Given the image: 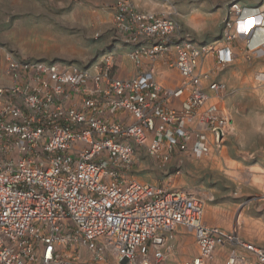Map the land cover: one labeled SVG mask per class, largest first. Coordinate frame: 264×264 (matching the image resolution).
Masks as SVG:
<instances>
[{
	"label": "built area",
	"instance_id": "obj_1",
	"mask_svg": "<svg viewBox=\"0 0 264 264\" xmlns=\"http://www.w3.org/2000/svg\"><path fill=\"white\" fill-rule=\"evenodd\" d=\"M224 46L181 34L170 17L117 0L114 25L142 68L117 76L112 55L92 66L16 61L0 88V264H166L181 236L198 253L184 264H264V248L205 221L192 193L128 182L139 150L171 165L175 154L221 153L233 118L213 100L228 92L211 82L206 62H234L243 10ZM163 62L172 86L159 82ZM177 72L181 82L173 80ZM168 73V72H167Z\"/></svg>",
	"mask_w": 264,
	"mask_h": 264
},
{
	"label": "rangeland",
	"instance_id": "obj_2",
	"mask_svg": "<svg viewBox=\"0 0 264 264\" xmlns=\"http://www.w3.org/2000/svg\"><path fill=\"white\" fill-rule=\"evenodd\" d=\"M140 10L172 18L181 34L204 45L224 46L226 34L237 16L233 10L255 0H130ZM117 0H0V88L12 83L8 58L16 61L92 66L107 55L114 58L118 77H133L142 68L129 59L130 47L114 25ZM240 38V37H239ZM239 38L236 40L238 41ZM243 39V38H241ZM234 41L231 47L235 48ZM227 42V41H226ZM240 55V50H238ZM235 61V60H234ZM130 65L136 69L131 73ZM147 65V66H146ZM234 62L219 69L215 57L205 64L211 82L225 83L228 92L213 100L234 121V132L221 153L201 157L175 154L171 165L161 166L145 149L136 164L122 175L128 182L152 184L168 190L192 193L205 203V221L210 226L237 229L242 239L264 248V81L240 79L231 71ZM160 83L172 86L168 67L158 64ZM142 69V70H141ZM233 78V79H232ZM173 80L181 82L175 71ZM232 86L236 91L230 96ZM238 89V90H236ZM252 172V173H251ZM198 253L193 236H181L173 257L166 264H184ZM217 252L209 264H224ZM109 264H118L110 259Z\"/></svg>",
	"mask_w": 264,
	"mask_h": 264
},
{
	"label": "crops",
	"instance_id": "obj_3",
	"mask_svg": "<svg viewBox=\"0 0 264 264\" xmlns=\"http://www.w3.org/2000/svg\"><path fill=\"white\" fill-rule=\"evenodd\" d=\"M244 9L240 37L245 39L239 38L234 44L233 54L235 61L231 71L235 70L233 72H238L239 78L242 80L251 79L254 74L253 77L264 81V0H255L251 5L246 3L244 4ZM238 50H240V55H238ZM130 69L131 73L135 74L136 69H134V66L130 65ZM167 72L169 73L170 71ZM230 87L229 95L232 97L236 94V91L232 86ZM255 173L257 172L253 171L251 180L255 181V183H264V179L255 175Z\"/></svg>",
	"mask_w": 264,
	"mask_h": 264
},
{
	"label": "bare ground",
	"instance_id": "obj_4",
	"mask_svg": "<svg viewBox=\"0 0 264 264\" xmlns=\"http://www.w3.org/2000/svg\"><path fill=\"white\" fill-rule=\"evenodd\" d=\"M240 35H241V33H240ZM240 38H242V37H240ZM243 39H245V38H243Z\"/></svg>",
	"mask_w": 264,
	"mask_h": 264
}]
</instances>
